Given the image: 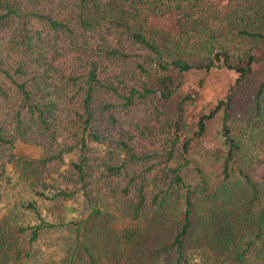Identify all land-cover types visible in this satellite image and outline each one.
<instances>
[{"label":"trees","instance_id":"1","mask_svg":"<svg viewBox=\"0 0 264 264\" xmlns=\"http://www.w3.org/2000/svg\"><path fill=\"white\" fill-rule=\"evenodd\" d=\"M8 165L84 210L0 206V264H39L57 228L61 264H264V0H0V203Z\"/></svg>","mask_w":264,"mask_h":264},{"label":"rangeland","instance_id":"2","mask_svg":"<svg viewBox=\"0 0 264 264\" xmlns=\"http://www.w3.org/2000/svg\"><path fill=\"white\" fill-rule=\"evenodd\" d=\"M233 74L221 70L211 71L207 75L193 74L189 77L191 83L198 78L203 77L204 81L201 89L198 93V101L205 103L214 100L224 92L225 86L231 81ZM209 132L214 133V125H209ZM211 127H213L211 129ZM216 134V133H215ZM214 134V135H215ZM212 139V136L210 137ZM14 153L26 154L31 158H37L40 153V149L36 146L25 144L22 142H16L13 148ZM73 155L68 154L64 157L65 163L72 158ZM7 176L9 181L3 188L2 201L0 203L1 211L4 213L11 212L13 214L14 221L18 223L33 222V215L22 208L15 206L19 200L31 199L35 201L40 216L45 220L57 222V220L66 222L74 219L83 212L82 199L79 194L74 195L72 198L59 200V201H39L33 196L31 197L28 192L22 188L17 174L14 169L7 166ZM60 234H66L61 228L53 229L48 233L40 236L35 243L36 256L39 264H61L60 258L64 250V244L60 243L58 238Z\"/></svg>","mask_w":264,"mask_h":264}]
</instances>
